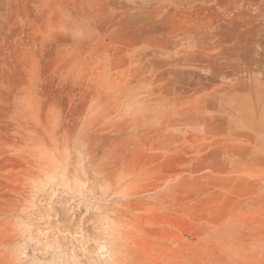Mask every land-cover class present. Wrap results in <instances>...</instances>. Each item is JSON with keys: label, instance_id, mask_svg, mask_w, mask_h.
I'll list each match as a JSON object with an SVG mask.
<instances>
[{"label": "rangeland", "instance_id": "1", "mask_svg": "<svg viewBox=\"0 0 264 264\" xmlns=\"http://www.w3.org/2000/svg\"><path fill=\"white\" fill-rule=\"evenodd\" d=\"M0 264H264V0H0Z\"/></svg>", "mask_w": 264, "mask_h": 264}]
</instances>
